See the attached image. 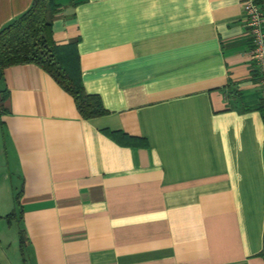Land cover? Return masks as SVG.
Segmentation results:
<instances>
[{
  "label": "crops",
  "instance_id": "1",
  "mask_svg": "<svg viewBox=\"0 0 264 264\" xmlns=\"http://www.w3.org/2000/svg\"><path fill=\"white\" fill-rule=\"evenodd\" d=\"M245 1L57 0L53 39L107 112L83 118L34 63L4 69L0 264H264ZM32 2L0 0V30Z\"/></svg>",
  "mask_w": 264,
  "mask_h": 264
},
{
  "label": "trees",
  "instance_id": "2",
  "mask_svg": "<svg viewBox=\"0 0 264 264\" xmlns=\"http://www.w3.org/2000/svg\"><path fill=\"white\" fill-rule=\"evenodd\" d=\"M264 11V0H255ZM59 9L57 0H33L29 9L0 30V76L5 68L34 63L48 72L74 99L83 118L107 112L100 96L84 88L76 44H57L53 39L52 19ZM7 93L0 92V113ZM260 110L264 117V100ZM15 210L6 215L10 222ZM22 253L26 246L24 230L19 232ZM264 256V247L261 251Z\"/></svg>",
  "mask_w": 264,
  "mask_h": 264
},
{
  "label": "built area",
  "instance_id": "3",
  "mask_svg": "<svg viewBox=\"0 0 264 264\" xmlns=\"http://www.w3.org/2000/svg\"><path fill=\"white\" fill-rule=\"evenodd\" d=\"M243 7L250 27L251 56L259 73L261 100H264V11L255 0L245 1Z\"/></svg>",
  "mask_w": 264,
  "mask_h": 264
},
{
  "label": "rangeland",
  "instance_id": "4",
  "mask_svg": "<svg viewBox=\"0 0 264 264\" xmlns=\"http://www.w3.org/2000/svg\"><path fill=\"white\" fill-rule=\"evenodd\" d=\"M3 153H2V151L0 150V159H3V158H1V155H2ZM6 160V159H5ZM4 161V160H3ZM2 181H3V186L5 187V189H6V191L7 192H10V190H11V187H12V185H11V178L9 177V170H8V167H7V165L5 166V168H4V174H3V179H2ZM14 182H15V180H14Z\"/></svg>",
  "mask_w": 264,
  "mask_h": 264
}]
</instances>
